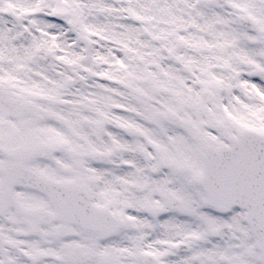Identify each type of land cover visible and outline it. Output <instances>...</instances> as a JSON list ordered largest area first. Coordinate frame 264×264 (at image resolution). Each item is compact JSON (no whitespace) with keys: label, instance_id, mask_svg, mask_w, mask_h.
Here are the masks:
<instances>
[{"label":"snow or ice","instance_id":"snow-or-ice-1","mask_svg":"<svg viewBox=\"0 0 264 264\" xmlns=\"http://www.w3.org/2000/svg\"><path fill=\"white\" fill-rule=\"evenodd\" d=\"M0 264H264V0H0Z\"/></svg>","mask_w":264,"mask_h":264}]
</instances>
